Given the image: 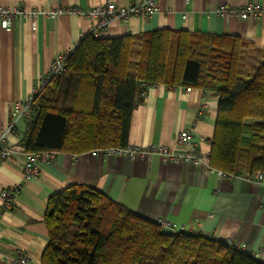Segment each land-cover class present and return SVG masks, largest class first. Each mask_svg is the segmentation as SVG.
<instances>
[{
    "label": "crops",
    "instance_id": "obj_1",
    "mask_svg": "<svg viewBox=\"0 0 264 264\" xmlns=\"http://www.w3.org/2000/svg\"><path fill=\"white\" fill-rule=\"evenodd\" d=\"M133 0H0V6L26 10L91 9L113 2L128 6ZM264 0H159L150 18L112 21L100 37L112 38L161 28L230 34L264 48V15L241 19L222 17L220 4L240 7ZM93 18L64 13L40 14L36 25L17 19L11 27L0 25V126L14 120L9 142L23 146L27 131L16 108L29 97L41 75L61 53H72L91 31ZM149 86L131 120L129 146L165 145L181 153L177 136L190 129L193 146L204 153L200 163L178 162L171 156L148 154L131 158L105 150L81 154L57 152L40 160V174L25 181L22 155L0 160V264H10L18 247L32 264H41L49 242L45 223L49 199L71 185H84L105 193L137 214L157 222L164 218L185 225L220 242L233 240L242 251L257 253L264 262V183L243 176L219 179L211 172L209 155L218 116L219 95L205 86ZM24 147V146H23ZM23 183L12 210L2 211L4 188Z\"/></svg>",
    "mask_w": 264,
    "mask_h": 264
},
{
    "label": "trees",
    "instance_id": "obj_2",
    "mask_svg": "<svg viewBox=\"0 0 264 264\" xmlns=\"http://www.w3.org/2000/svg\"><path fill=\"white\" fill-rule=\"evenodd\" d=\"M205 86L219 95L209 162L235 176L264 171V48L230 34L161 28L104 38L89 32L32 102L22 145L81 154L129 145L149 86ZM41 264H264L202 233L166 232L105 193L54 194Z\"/></svg>",
    "mask_w": 264,
    "mask_h": 264
},
{
    "label": "built area",
    "instance_id": "obj_3",
    "mask_svg": "<svg viewBox=\"0 0 264 264\" xmlns=\"http://www.w3.org/2000/svg\"><path fill=\"white\" fill-rule=\"evenodd\" d=\"M159 0H133L128 6H120L116 3L110 2L105 5L97 6L91 9H81L73 7L69 9H55L45 11L43 9L26 10L23 8H10L0 6V25L3 27H11L17 19H29L32 21L34 27L36 25V19L40 14H47L49 16H56L64 13L76 14L82 17L93 18L95 23L91 27V33L96 36L102 34L112 21L119 20L127 22L133 17L150 18L157 12V4ZM187 2L190 0H186ZM216 12L222 17H229L232 15H238L241 19H247L249 17L261 18L264 15V9L256 4L249 3L240 7H232L227 4H220ZM70 53H61L55 58L50 66V69L46 75H41L32 87L31 93L27 100L15 110L16 117H24L28 122L32 102L35 97L44 89L49 80L55 75L63 74L67 71V59ZM191 88L188 87V90ZM15 121L0 126V160H6L8 158L22 155V166L25 172V181H29L40 174V160L42 158L52 159V155L55 152L35 153L27 151L23 146H16L9 142L7 135L14 131ZM177 144L183 148L181 153H173L165 145H150L146 147L127 146L124 148H109L105 151L111 155H129L131 158H135L140 155H148L151 153L160 154L163 156H171L175 161L182 159L187 163H200L205 159L204 153L196 149L193 146L192 134L190 129L182 130L177 136ZM211 172L218 176L219 179L236 177L233 174H229L225 171L211 168ZM246 177L256 181L264 183V171H257L254 174H246ZM23 183H17L4 188L1 192L2 198V211L12 210L16 204L17 198ZM161 229L166 232H181L186 231L185 225L177 224L161 218L157 221ZM226 243L236 249L242 250L245 246H239L234 243L233 240H227ZM254 257H257V253H252ZM10 264H32V259L28 252L18 247L13 256L10 258Z\"/></svg>",
    "mask_w": 264,
    "mask_h": 264
}]
</instances>
